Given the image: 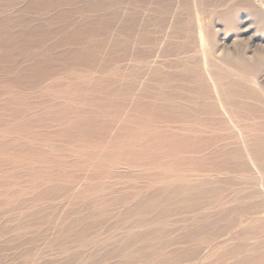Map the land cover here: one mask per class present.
Masks as SVG:
<instances>
[{
	"label": "rangeland",
	"instance_id": "obj_1",
	"mask_svg": "<svg viewBox=\"0 0 264 264\" xmlns=\"http://www.w3.org/2000/svg\"><path fill=\"white\" fill-rule=\"evenodd\" d=\"M35 1L38 0L0 1V21L9 20L5 26L0 27V118L3 116L8 121L13 120L12 117L19 112H22L21 118L32 117L29 110L30 107H38L33 103L36 97L63 93L70 77L78 78L77 74L84 77L82 70L84 71L86 67L76 66L67 61L52 69L53 76L49 81L44 80L41 84H33L27 78H23L21 83L19 81L20 72L32 67L35 62L36 65L44 56L48 54L56 56L78 49L79 46H59L62 40L69 38L80 29V25L88 21L100 19L105 23L110 20L111 26L115 20L117 24L111 28L109 26L106 30H92L78 42L81 43L80 46L115 41L122 44L130 43L134 47V52L138 51L136 55L121 50H114V53L108 56L102 54L105 57L101 64L108 68L102 76H99V73H94V76L104 78L112 74L113 80L118 84L121 80L124 82L122 76L130 77V80L139 84L140 78L137 73L140 70L154 69L158 71V75L154 73L151 78L163 75L157 81H144L140 84L143 88L144 103L160 105L169 101L161 100L163 95L168 97L172 95L173 98V95L180 94L190 97L192 101L195 100L194 103L182 104L191 108L197 107L200 113L204 112V103L199 99L201 96L199 92L202 90L194 88L200 83H180L164 79V76L172 75L174 69L170 68L171 66L184 64L188 68L202 71V74L213 66L212 70L226 72L235 80L239 75L238 63L233 59L242 54L246 62L253 63L257 58L254 51L264 50L263 34L257 32L249 21H245L244 16L240 17L236 32H227L221 30V23L213 22L216 16L212 12L200 17L202 20L205 17L206 21L213 24L211 27L215 37L214 45L202 43L201 48H196L194 44L196 38L193 37L196 35V10L184 6L187 8H175L170 11L167 7H170L171 0H52V2L45 0L48 3L44 5L45 7L42 6V9H31L29 6ZM174 15L182 19L189 42L188 54H181L178 57L172 55L171 44L180 46L184 38L181 33L174 35L172 33L170 20ZM134 16L143 17L148 23V35L144 40H137L140 29L136 30L135 34L122 33L128 23L126 20ZM19 20L28 24L23 25ZM41 21L49 30L43 29L41 33L38 32L41 39L36 44L25 46L20 39L12 49L3 45L9 43L8 39L17 36L22 29L26 32L29 29L32 31L34 27L39 26L38 24H42ZM95 25L90 29L99 28L97 24ZM261 68L241 72L247 88L252 89L258 98L255 99V95L239 99L254 106L255 110L259 111L257 116L250 121L235 118L232 123L228 121L223 123L219 117L220 122L217 126H212L218 129H208L206 126L210 127L211 124L202 125V114H198L201 119L193 120L192 124H187L189 127H184L194 129L200 133V137L191 136L194 140V152L188 157L195 159L193 164L180 168L181 173L187 174L188 183L201 185L202 195L209 190H220L228 194L224 200L211 198L206 202L203 200L196 202L199 196L197 189L189 191L194 197L193 201L184 202L183 199L186 197L183 193L175 196L160 193L153 198L156 192L164 189L161 183H151V187L142 193L134 189L132 186L134 183L131 185L126 183L128 180L117 183L109 178L103 181V186L91 182L92 185L80 190L92 188L96 190L93 194L69 192L67 196L48 195L37 200V196L47 189L54 190L60 186L69 188L71 183L49 176L51 182L46 181L41 189L30 191L29 156L21 154L8 163L0 156V264H252L248 261L255 259L259 254L247 252L246 247L256 242L252 238L258 237L257 234L264 237V226L261 224V218L264 217V184H257L258 171L254 176H249L246 173H232L226 169L215 171L213 165L222 162L237 164L241 158L245 159L246 155L243 157L230 154L234 147L243 142L241 132L250 131L251 125L264 127V94L260 88H264V69ZM116 70H120V73L113 77V74L117 73ZM121 71H124L123 75ZM251 77L257 80L256 84ZM53 85L60 87L51 91ZM147 86L153 87L152 92H147V88L150 90ZM89 95V98L93 97ZM131 100L132 98L130 102ZM11 101H17L23 108L28 109L10 114ZM197 101L200 103L197 104ZM192 113L197 114L196 111ZM8 125L13 124L8 122ZM164 127L175 126L168 124ZM250 132L264 135V130ZM181 133L186 135L187 131ZM218 133L220 135L213 143L216 144L208 147L213 135L217 136ZM26 135L23 133L17 139ZM200 138L205 140V147L198 144ZM63 141L65 140L62 139L61 142ZM46 147L49 152L53 149ZM216 147L227 149L229 154L220 155ZM71 149L72 154L76 155L74 148ZM55 150L56 147L54 153L62 155L61 158L64 157V160L68 161L67 164L58 166L56 168L58 171L65 170L68 174H78L87 164L78 160L77 156ZM1 152L13 155L16 151L11 147L8 150L3 148ZM44 152L46 153L45 149ZM260 165L264 168V164L259 163ZM205 167H208L209 171ZM41 169L44 171L42 176H46L47 168L43 166ZM184 169L188 172L183 171ZM260 172L264 174V169ZM199 173H202L200 174L202 178L197 177ZM94 176L97 174L91 175ZM149 199L153 200L151 206L147 203ZM176 207L179 210H187L183 214L178 212V215L171 218L169 213ZM235 247L238 250L236 248L235 251ZM205 255L207 256L204 258ZM211 255L213 259H207Z\"/></svg>",
	"mask_w": 264,
	"mask_h": 264
},
{
	"label": "bare ground",
	"instance_id": "obj_2",
	"mask_svg": "<svg viewBox=\"0 0 264 264\" xmlns=\"http://www.w3.org/2000/svg\"><path fill=\"white\" fill-rule=\"evenodd\" d=\"M47 3L48 2H45V0H38L30 4L29 7L31 9H42V6L45 4L47 5ZM165 3L164 6L166 5ZM34 4L36 5L34 6ZM7 6H9V4H7ZM184 6H188V8L193 7L197 12L196 35L193 36L196 38V42L194 43L196 48H201L202 43L214 45L215 37L211 27L213 24L206 21L207 19L205 17L203 20L200 17V15L205 16L208 12H212L216 16L213 22L221 23L222 31L236 32L240 17L244 16L246 19L245 21H249V23L256 28V31L262 33L264 36V0H171L170 7L167 8H170V11L175 8H187ZM181 20L177 15L172 16L170 20L173 35L181 33V36H183L182 38H184V42L181 45L179 44L180 46L171 44V48H173L172 55L175 57L181 54H188L189 52V47L187 48V44H189V42H187V30H184V23ZM8 21L7 19L0 21V27L5 26ZM19 21L23 25L28 24L21 20ZM126 21L128 23L122 33L134 32L135 34L136 30L140 29L138 31L139 38L137 37V40L141 41L146 39L148 35V23L143 17L136 18L134 16ZM203 21L206 22L203 23ZM109 22L110 20L102 23L99 19L93 22L88 21V23H81L82 25L79 24L80 29H77L69 38L65 40L61 39V45L59 46H79L78 49H69V52L60 53L59 55L55 54L56 56H50L48 54L39 60L36 65L35 62L34 65H31L32 67H28L20 72V83L23 78H27V80L33 84H41L44 80L49 81L51 79L50 77L53 76L52 69L60 63L71 61L76 66L82 65L86 67L84 71L82 70V72H84V77L77 73L76 74L79 76L78 78L70 77L66 85L67 88L63 93L36 97L33 103L38 107H30L31 109L29 110L32 117L29 116L28 118H24L23 116L21 118L22 112H19L12 117L13 120L11 121L6 120L3 116L0 118V128H3L0 129V156L5 159V163L15 160L21 154H27L29 156V164L31 165V170L28 174L31 178V184L29 185L30 191L41 189L46 181L51 182L49 176H53L57 180H66L71 183V186L68 185L69 188L67 186H60L54 190L47 189L46 192L40 193L37 196V200L42 196L48 195L67 196L69 192L93 194L96 190L92 188H88L85 191L80 190L83 187L92 185L91 182H96L94 184L103 186V181L106 180V178L117 183H119V181L125 182L128 180L126 183L129 185L134 183L132 185L134 189L140 190L142 193L146 192V190L151 187V183H161L164 189L156 192L153 198L160 193L171 194L172 196L183 193L186 197L183 199L184 202L193 201L194 197L189 192L193 189L199 191L196 202H201L202 200L206 202V200H210L211 198L221 201L224 197L226 198L228 194L220 190H209L202 195L200 191L201 185L194 182L188 183V180H186L187 174L184 172L181 173L180 168L193 164L195 159L193 157H188L189 154L194 152V140L192 137H200V133L194 129L184 127H189L193 120L201 119L198 114H202V125L203 123L207 125L211 124L210 127L206 126L208 129H218L215 126L220 122L219 117L223 123L227 121L232 123L235 118L250 121L254 116H257L256 114H258L259 111L255 110L254 106L248 105L244 100L241 101V99H239L251 98L256 95L253 94L254 92L252 89L249 87L247 88L245 83L246 80L243 78L241 72L252 68V70L261 67L264 69V50L257 49L254 51L256 52L257 58L253 63L246 62L242 54H238V56L233 59L238 63L239 75L238 79L235 80L231 79V75L226 72L212 70L213 66H210L205 74H202V71L196 68H188L184 64H175L170 67L174 69L172 71L173 73L172 75H167V77L164 76V79L180 83H200L194 88L202 90V92H199L201 95L199 99H201V103H204V112L202 113L198 111L197 107L191 108L186 104H182V102L194 103L195 100L192 101L190 97L180 94L173 95V98L171 95L169 96L170 99H168V96L163 95L161 100L169 101L161 103L160 105L152 102L144 103L142 101L144 99V94L142 92L143 88L140 84L144 81H157L163 74L153 78H151V76L154 73L157 74L158 71L154 69L150 71L140 70L139 73H137L140 78L139 84L130 80V77L127 78L122 76L124 82L122 83L121 80V83L118 84V82L113 80L112 74L104 78L94 76V73H99V76H102L104 71L107 70L108 67L101 64L102 60L105 56H108V54H113L114 50L126 51V53L130 55L138 54L136 53L138 51L134 52L132 44L102 41V43L97 42L90 43L88 46H86V44L80 46L81 43H78L86 37L87 33L92 32L94 29L98 31L109 29ZM112 22L113 24L110 28L117 24L115 20ZM95 24H97L99 28L90 29ZM38 25L39 26L34 27L32 31L31 29L27 32L23 29L20 30L19 34H16L17 36H12L8 39L9 43L3 45L12 49L15 46L14 44L20 39H22L20 41L25 46L36 44L37 41L41 39L38 32L41 33L43 29H48L43 22ZM102 54L105 56L103 57ZM116 71L117 73H114L113 77L119 75L120 70ZM123 73L124 71H121L122 75ZM253 78L254 77H251L250 79L256 84L257 80L255 81ZM58 87L60 86L53 85L51 91H55L54 89ZM149 88L150 90L147 88V92H152L153 87ZM260 88L263 90L264 94V88ZM138 91H140V93H138ZM73 94L76 95L70 97ZM89 94L93 95V97L89 98ZM146 96L149 97L148 95ZM130 98H132V102H130ZM257 98L258 96L256 95L255 99ZM198 103H200V101H197V104ZM10 105L12 106L10 114L28 109L23 108L17 101H11ZM192 111H196L197 114L192 113ZM235 115L238 116L236 117ZM8 122H12L13 125H8ZM168 124L175 126L173 127L174 129L164 127ZM213 125L215 126L212 127ZM250 128V131L264 130L263 126L258 125H251ZM184 131H187L186 135L181 133ZM250 131L241 132L240 135L243 138V142L234 147L230 152V154L241 155L243 157L246 155L245 159L241 158V161L237 164L232 162L216 163L213 167L215 171L226 169L230 170L232 173H246L249 176H254V173L258 171V177L256 178L257 184L263 185L264 174L260 171L264 168L262 167L263 165L259 166V163L264 164V135L255 134ZM23 133L27 135L24 138L17 139ZM219 135L220 133H218L217 136L213 135V139L210 140V145L208 147L216 144L213 143L217 140ZM23 139H25V141H23ZM62 139L65 141L61 142ZM198 144H201L203 147L206 146L205 140H202V138H200ZM46 146L53 149L49 152ZM11 147H14L16 151L13 155H7L1 152L3 148L8 150ZM55 147L57 149L55 151H63L74 157L77 156L78 160L87 164L83 166L81 172L78 174H68L65 170H56L58 166L67 164L68 161L64 160V157L61 158L62 155L54 153ZM220 147H216L220 155L229 154L227 149ZM71 148H74V151L77 153L76 155L72 154L73 149ZM203 151L204 150H202V152ZM195 152L200 153L199 151ZM43 166L47 168V175L44 177L42 176L44 171L41 169ZM205 168L209 171L208 167ZM251 170L253 171L248 173ZM183 171L188 172L187 169ZM195 173H197V171ZM92 174H97V176L91 177ZM200 174L202 173L197 174L198 178H202ZM115 185L116 184H114V186ZM147 203L151 206L153 200L149 199ZM185 210L187 209L179 210L178 207L173 208L169 216L171 218L175 217L178 215V212L183 214ZM261 219V224L264 226V217ZM257 236L256 238H252L256 242L246 247V251L257 253L259 256L248 262L252 264H264V241H262L264 237L260 234H257ZM236 248L237 247L234 248L235 251ZM231 252L233 251L231 250ZM206 256L207 255H205L204 258ZM211 258L212 255L207 259L210 260ZM212 262L213 261H211V263Z\"/></svg>",
	"mask_w": 264,
	"mask_h": 264
}]
</instances>
